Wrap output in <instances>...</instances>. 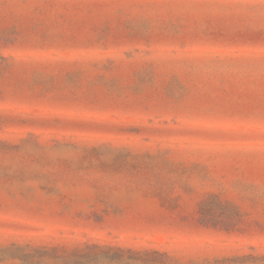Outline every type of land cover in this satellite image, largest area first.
<instances>
[{
  "label": "rangeland",
  "instance_id": "374dc122",
  "mask_svg": "<svg viewBox=\"0 0 264 264\" xmlns=\"http://www.w3.org/2000/svg\"><path fill=\"white\" fill-rule=\"evenodd\" d=\"M0 264H264V0H0Z\"/></svg>",
  "mask_w": 264,
  "mask_h": 264
},
{
  "label": "trees",
  "instance_id": "16d2710c",
  "mask_svg": "<svg viewBox=\"0 0 264 264\" xmlns=\"http://www.w3.org/2000/svg\"><path fill=\"white\" fill-rule=\"evenodd\" d=\"M110 248H100L98 246H84V247H75L72 250V255L79 257V258H85L87 260H94L97 258H106L111 259L118 256V253L113 252L109 253Z\"/></svg>",
  "mask_w": 264,
  "mask_h": 264
}]
</instances>
